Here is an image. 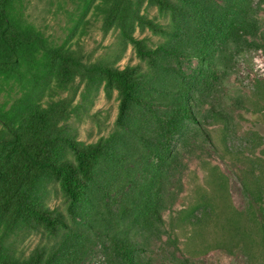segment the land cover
I'll return each instance as SVG.
<instances>
[{
	"label": "trees",
	"instance_id": "trees-1",
	"mask_svg": "<svg viewBox=\"0 0 264 264\" xmlns=\"http://www.w3.org/2000/svg\"><path fill=\"white\" fill-rule=\"evenodd\" d=\"M81 1L85 10L95 7L105 33L120 31L139 63L90 62L37 28L28 0H0V264H193L218 249L241 252L246 264H264L258 133L250 137L255 146L238 153L244 212L230 199L227 176L206 164L192 203L168 229L164 217L167 185L182 168V154L214 144L208 127H221L226 152L233 150L225 80L235 51L262 37L263 0ZM144 3L168 23L142 14ZM138 28L158 40L137 37ZM79 82L85 83L84 101L103 85L119 100L115 128L94 143L66 128ZM248 100L236 102L262 114L264 82L254 84ZM52 197L61 204L51 207ZM34 234L41 241L27 254L20 247ZM90 239L100 247H85ZM95 249L102 260L85 263Z\"/></svg>",
	"mask_w": 264,
	"mask_h": 264
},
{
	"label": "rangeland",
	"instance_id": "rangeland-1",
	"mask_svg": "<svg viewBox=\"0 0 264 264\" xmlns=\"http://www.w3.org/2000/svg\"><path fill=\"white\" fill-rule=\"evenodd\" d=\"M84 6L81 0H28L27 15L37 28L56 43L71 47L90 62L120 68L139 63L133 45L121 36L120 31L110 30L105 33L102 21L95 14V7L85 10ZM141 13L156 18L161 23H168L169 20L158 8L150 7L147 3L143 4ZM259 15L262 19V37L249 39L257 45L244 46L242 50L235 51V56L230 62L228 78L225 80L224 107L232 113L235 120V132L229 143L233 150L231 154L226 152L221 127H208L214 144L202 143L198 147L193 145L188 152L182 154V168L167 185V208L164 212L167 229L177 212L192 203L195 189L204 182L206 164L217 166L229 179V194L234 207L240 212H244L248 207V199L241 184L243 167L238 160L242 156L238 153L245 151L247 147H254L250 137L252 133H258L262 146L255 153L264 158V110L262 114L254 115L248 108L240 107L236 101H247L253 93L254 84L258 81L264 82V0ZM135 34L139 38L147 36L154 41L158 40L156 36L152 37L149 31L142 33L139 28ZM192 64L196 67L198 62L194 60ZM184 69L188 73L193 70L187 64ZM84 88L85 83L79 82L77 92L73 94L75 113L67 121L66 128L77 140L94 143L99 138L108 136L115 128L120 113L119 100L115 91L108 92L103 85L84 101L81 95ZM67 96L68 93H65L62 96L53 95V98L58 100ZM47 99H51L50 92ZM61 201L60 197H52L49 205L55 207L60 205ZM66 212L70 218L68 209ZM177 233L180 237L179 246L183 251L185 239L180 232ZM164 240H167V236H164ZM40 241V235H31L24 240L20 248L28 254ZM85 247L100 246L97 239H90L85 241ZM178 255L181 257V253L178 252ZM101 260L102 255L96 249L85 256V263ZM193 264H246V258L238 251L228 253L218 249L194 258Z\"/></svg>",
	"mask_w": 264,
	"mask_h": 264
}]
</instances>
